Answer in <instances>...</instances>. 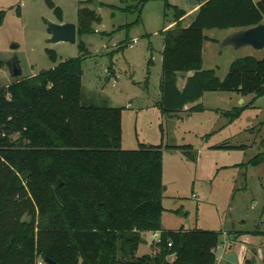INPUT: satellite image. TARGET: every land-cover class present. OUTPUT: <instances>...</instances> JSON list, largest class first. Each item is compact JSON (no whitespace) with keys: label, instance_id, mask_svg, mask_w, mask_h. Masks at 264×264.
<instances>
[{"label":"trees","instance_id":"1","mask_svg":"<svg viewBox=\"0 0 264 264\" xmlns=\"http://www.w3.org/2000/svg\"><path fill=\"white\" fill-rule=\"evenodd\" d=\"M164 2L175 19L161 31L162 111H180L207 91L264 94V56L233 60L223 78L202 67L203 31L264 23V0H196L186 27V12ZM4 16L0 10V25ZM83 26L80 20L78 34ZM82 61L0 88V264H215L218 232L162 230V151L121 148L122 108L81 102ZM144 232H160V242L138 256Z\"/></svg>","mask_w":264,"mask_h":264},{"label":"rangeland","instance_id":"2","mask_svg":"<svg viewBox=\"0 0 264 264\" xmlns=\"http://www.w3.org/2000/svg\"><path fill=\"white\" fill-rule=\"evenodd\" d=\"M168 1L184 10L196 2ZM0 10V88L83 57L82 104L122 108L121 148L162 151V229L218 232L215 264H230V253L236 264H245V257L264 264V94L207 91L180 111H162L161 31L175 19L164 0H0ZM47 20L77 26L82 20L85 30L74 44H51ZM191 20L187 16L183 25ZM232 32L203 31L202 67L220 78L233 60L264 53L224 44ZM13 57L22 69L17 78L7 66ZM109 71L114 75L107 80ZM237 109L241 114L233 119ZM259 155L262 161L252 164ZM154 241L153 232L144 234L138 255L151 253Z\"/></svg>","mask_w":264,"mask_h":264},{"label":"water","instance_id":"3","mask_svg":"<svg viewBox=\"0 0 264 264\" xmlns=\"http://www.w3.org/2000/svg\"><path fill=\"white\" fill-rule=\"evenodd\" d=\"M99 5L98 2H96ZM47 26L50 30V37L47 42L55 44L58 42H69L74 44L77 37V26L75 23L70 22H61L56 23L51 20H47ZM224 44L232 45L235 48L242 46H251L254 49L261 50L264 49V23L258 24L253 27L246 29H239L233 31L229 36L224 40ZM9 73L11 77L17 78L22 75V69L20 67L19 61L16 57H13L7 62ZM114 75L113 72L109 71L107 73L106 79ZM181 78H184V75H180ZM58 185H62V181L58 180ZM26 222L30 221V218H26ZM226 261L230 264H236L237 259L234 253H230L226 257ZM45 264H58L50 258L44 259Z\"/></svg>","mask_w":264,"mask_h":264},{"label":"crops","instance_id":"4","mask_svg":"<svg viewBox=\"0 0 264 264\" xmlns=\"http://www.w3.org/2000/svg\"><path fill=\"white\" fill-rule=\"evenodd\" d=\"M253 1H258V0H253ZM199 7V4H198V2H195L191 7H190V9L189 10H184L185 12H186V14H185V16L183 17V20H182V23H184V21H185V19H186V17L187 16H191L192 18H193V16H194V14H195V12H196V10H197V8ZM173 24H174V21H172V23L171 24H169L168 25V27H171V26H173ZM189 25V24H188ZM188 25H186V26H188ZM185 26V27H186ZM167 27V26H166ZM166 27L164 28V29H166ZM233 31H235V30H233ZM215 41V40H214ZM264 56V53L261 55V58ZM261 58H259V59H261ZM181 78V77H180ZM9 85V84H8ZM162 230H164V229H162ZM165 231V230H164ZM146 233H148V232H144V233H142V235L141 236H143L144 234H146ZM156 233L157 232H153V235H156ZM252 235V234H251ZM157 236V235H156ZM160 237V236H159ZM139 247H140V245L138 246V249H137V252H136V255H138V251H139ZM153 252V251H152ZM152 252L151 253H146V254H152ZM214 252V251H213ZM143 255H145V254H143ZM138 256H141V255H138ZM170 259L172 260L173 259V256L172 257H170ZM247 259H246V257H245V261H246Z\"/></svg>","mask_w":264,"mask_h":264},{"label":"built area","instance_id":"5","mask_svg":"<svg viewBox=\"0 0 264 264\" xmlns=\"http://www.w3.org/2000/svg\"><path fill=\"white\" fill-rule=\"evenodd\" d=\"M155 243L160 242V237L157 238V236L155 235ZM168 246H171V243H168ZM36 264H45V262L43 260H38V262Z\"/></svg>","mask_w":264,"mask_h":264}]
</instances>
